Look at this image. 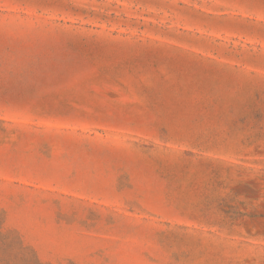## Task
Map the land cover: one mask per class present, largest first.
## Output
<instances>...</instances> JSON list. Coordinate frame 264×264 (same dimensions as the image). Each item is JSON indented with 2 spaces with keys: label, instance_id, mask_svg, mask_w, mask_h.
Segmentation results:
<instances>
[{
  "label": "rangeland",
  "instance_id": "rangeland-1",
  "mask_svg": "<svg viewBox=\"0 0 264 264\" xmlns=\"http://www.w3.org/2000/svg\"><path fill=\"white\" fill-rule=\"evenodd\" d=\"M0 264H264V0H0Z\"/></svg>",
  "mask_w": 264,
  "mask_h": 264
}]
</instances>
